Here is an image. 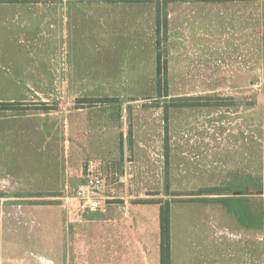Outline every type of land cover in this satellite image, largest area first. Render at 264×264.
Listing matches in <instances>:
<instances>
[{"label":"rangeland","instance_id":"1","mask_svg":"<svg viewBox=\"0 0 264 264\" xmlns=\"http://www.w3.org/2000/svg\"><path fill=\"white\" fill-rule=\"evenodd\" d=\"M66 1L51 14L52 28L27 13L19 33L0 24V100L18 96L6 93L12 79L49 76L51 56L52 70L93 90L67 95L69 109L84 108L75 121L82 157L69 150L67 165L61 147L56 158L18 153L0 166V264H62L67 245L85 240L71 231L91 213L67 222L64 189L44 187L63 186L68 166L80 175L97 162L111 213L142 221L149 252L157 201L166 199L175 264H214L210 254L221 250L244 257L257 244L243 224L259 226L264 252V0ZM158 50L166 97L157 95ZM186 98L194 105H177ZM211 187L234 191L239 216L198 194ZM148 259L156 264L155 255Z\"/></svg>","mask_w":264,"mask_h":264},{"label":"crops","instance_id":"2","mask_svg":"<svg viewBox=\"0 0 264 264\" xmlns=\"http://www.w3.org/2000/svg\"><path fill=\"white\" fill-rule=\"evenodd\" d=\"M66 2V0H0V24L6 26L10 24L12 32L19 33L21 27L29 25L28 22L25 24L21 22L20 17L21 13H27L28 17L30 14L36 15L39 17L38 19L43 20L44 25L48 24L49 28H52L54 24L51 14L57 13V3L64 5ZM63 21H66V17L63 18ZM53 61L52 56L45 61L48 63L49 76L36 72L32 79L25 80L24 83L20 79H12L15 87L6 93L18 96L0 100V103L8 104V106H0V166L6 163L4 159L14 157L18 153L19 156L25 155L26 157H34L36 153H39L41 157L56 158L61 155L58 151L61 147L67 165L69 150L72 152V157L78 155L82 157L80 148L75 145V141L81 140L76 134L78 122L75 121L78 118L81 119L80 112L84 108L81 105L69 109L67 95L93 93V90L81 89L84 87L83 79L71 81L65 76L62 77L57 70H52ZM92 98L95 97H88V99ZM73 99L77 100L79 97H73ZM71 119L74 122H71ZM80 124L82 125L83 121ZM79 176L76 174L75 166L72 168L68 166L65 170L63 186L48 183L49 185L44 188L51 191L63 188L64 195L73 194L81 179L71 193L68 191V184L78 181ZM47 181L52 182L51 179ZM109 205L106 203L101 211L88 212L91 213L90 223L89 221L79 223L76 225L79 230L75 228L71 231V233L75 232L77 238L85 240L74 246L67 245L62 264H148V257L152 255H155L156 264H159V212L157 220L153 222L151 233L156 239L155 248L149 252L150 249L143 246L147 245L149 231L141 228L142 221H137L136 216L131 213H125L121 217L113 216L112 208ZM64 213L67 222H80L83 218L82 216L77 221H70L67 219L66 212ZM85 227H90V229H85ZM258 227L245 226L244 224L241 227V231L247 233L245 239L249 238V233L256 234L255 243L257 246H252L250 250L244 251L246 253L244 257L231 256L233 257L231 258L228 257L229 254L224 257L223 250L220 253L212 251L209 261L216 264L218 259L221 261L234 259L237 261L236 264H261V261L264 264V252L261 253L260 238L255 232V228ZM68 234L69 232L66 235ZM240 236L238 240L242 242L243 236ZM252 242H254V235H252ZM211 244L216 247L222 246L221 241L214 239ZM151 260L153 262V259L150 258ZM170 264H175L172 252L171 220Z\"/></svg>","mask_w":264,"mask_h":264},{"label":"trees","instance_id":"3","mask_svg":"<svg viewBox=\"0 0 264 264\" xmlns=\"http://www.w3.org/2000/svg\"><path fill=\"white\" fill-rule=\"evenodd\" d=\"M205 2H229L236 0H201ZM159 32V28L157 30ZM166 74V62L162 64L161 62V53L158 50L156 53V81H157V95L158 97H166V88L162 90L161 83L165 79ZM162 75L164 76L162 78ZM165 81V80H164ZM80 100V99H78ZM85 100V99H84ZM93 102H107L111 98H94L91 99ZM178 106H191L194 105L191 103L190 98L180 99ZM186 100V101H185ZM0 106H8L7 103H0ZM228 190V189H227ZM234 191L225 192L224 189L220 187H211L202 189L201 193L198 194H209L214 197H204L210 198L211 201L220 203L228 208L230 212H233L235 216H239L237 211L230 207V202H232L233 197L230 194H233ZM237 198V197H234ZM159 203V230H160V242H159V264H170V201H157ZM245 226H249L244 224Z\"/></svg>","mask_w":264,"mask_h":264},{"label":"built area","instance_id":"4","mask_svg":"<svg viewBox=\"0 0 264 264\" xmlns=\"http://www.w3.org/2000/svg\"><path fill=\"white\" fill-rule=\"evenodd\" d=\"M100 162L90 163L80 172V184L73 194H65L62 197L63 207L67 219L79 220L85 213L101 211L104 209L109 193L101 192L105 186V180L101 171Z\"/></svg>","mask_w":264,"mask_h":264}]
</instances>
